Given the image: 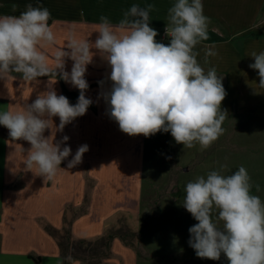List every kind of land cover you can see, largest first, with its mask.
I'll use <instances>...</instances> for the list:
<instances>
[{
    "label": "crops",
    "instance_id": "crops-1",
    "mask_svg": "<svg viewBox=\"0 0 264 264\" xmlns=\"http://www.w3.org/2000/svg\"><path fill=\"white\" fill-rule=\"evenodd\" d=\"M29 3L46 7L51 13L49 25L56 41L41 48L48 57L51 73L31 82L23 81L17 73L0 78V111H22L48 90L66 96L75 105L80 91L55 75V52L64 47L70 36L94 43L102 15L118 26L123 13L133 4L141 7L152 4L155 7L150 13V27L158 32L155 39L170 43L164 31L168 9L175 0H0V16H19ZM202 3L204 15L210 21L209 38L195 50L205 71L215 67L222 79L226 97L221 110L226 116L264 117V89L256 87L258 70L249 68L254 59L248 56L251 51H264V0H202ZM205 46L217 53L207 63ZM91 51L94 55L85 73L89 84L85 95L92 104L86 114L65 125L62 131L58 128L59 117H52L49 129L44 132L53 143L69 137L61 149L68 146L71 154L62 161L53 178L39 175L35 167L27 170L24 161L30 143L12 140L9 130L0 125V264H63L58 239L50 228L62 232L70 227L74 238L95 240L119 218L127 217L132 231L138 229L134 227L143 215V189L148 176L147 137L122 132L110 117L102 93L111 89V69L97 49ZM73 63L66 57L64 70L70 73ZM82 145H87L88 151L79 164L69 169V161ZM139 245V238L125 241L115 236L111 255L101 264H191L193 260L180 257L171 262L159 261L146 250L144 255L134 252L133 247L137 250ZM70 264L82 262L75 259Z\"/></svg>",
    "mask_w": 264,
    "mask_h": 264
},
{
    "label": "clouds",
    "instance_id": "clouds-1",
    "mask_svg": "<svg viewBox=\"0 0 264 264\" xmlns=\"http://www.w3.org/2000/svg\"><path fill=\"white\" fill-rule=\"evenodd\" d=\"M154 7L133 4L118 26L102 15L94 43L70 36L64 47L56 50L55 75L80 91L75 105L66 96L48 90L22 111H0V125L9 130L12 140L22 139L31 145L24 161L27 170L35 167L39 175L51 179L71 154L70 147L61 149L69 137L53 143L44 132L52 117H59L62 131L92 104L85 95L89 88L85 73L93 48L111 69V89L102 95L122 132L145 137L170 132L184 148L196 144L207 148L223 134L227 113L221 110V103L226 90L216 68L205 71L195 50L209 38L210 21L202 0H175L169 7L167 45L156 41L158 32L150 27ZM25 8L19 16H0V78L17 73L23 81L31 82L51 73L48 57L41 51L56 41L49 25L51 13L31 3ZM203 51L206 63L217 55L211 47L205 46ZM248 56L254 59L249 68L258 70L256 87L264 89V51H251ZM66 57L74 62L70 73L64 70ZM99 83L103 85V81ZM87 151V145L80 146L67 167L79 164ZM250 179L241 166L231 175L211 171L206 178L200 176L186 184L183 207L198 221L189 228V245L198 258L219 260L223 254L228 264H264V201L252 194Z\"/></svg>",
    "mask_w": 264,
    "mask_h": 264
},
{
    "label": "rangeland",
    "instance_id": "rangeland-1",
    "mask_svg": "<svg viewBox=\"0 0 264 264\" xmlns=\"http://www.w3.org/2000/svg\"><path fill=\"white\" fill-rule=\"evenodd\" d=\"M222 128L223 134L207 148L199 144L184 148L170 132L147 137L143 215L139 225L133 226L138 229L132 231L131 221L125 217L107 232L118 230L125 241L139 238L134 252L144 255L146 250L159 261L190 257L191 264H228L223 254L219 260L201 259L190 247L189 228L198 221L183 207L185 186L200 176L206 178L211 171L231 175L243 166L251 178L252 194L264 201V117L226 116Z\"/></svg>",
    "mask_w": 264,
    "mask_h": 264
},
{
    "label": "trees",
    "instance_id": "trees-1",
    "mask_svg": "<svg viewBox=\"0 0 264 264\" xmlns=\"http://www.w3.org/2000/svg\"><path fill=\"white\" fill-rule=\"evenodd\" d=\"M50 230L58 239L63 264H70L75 259L80 260L82 264H101L111 255L113 238L122 236L120 231L115 230L108 231L95 240H87L74 238L70 227H66L64 232L52 228ZM68 257H71V260Z\"/></svg>",
    "mask_w": 264,
    "mask_h": 264
},
{
    "label": "built area",
    "instance_id": "built-area-1",
    "mask_svg": "<svg viewBox=\"0 0 264 264\" xmlns=\"http://www.w3.org/2000/svg\"><path fill=\"white\" fill-rule=\"evenodd\" d=\"M166 30V29H165ZM164 33L166 34V31H164Z\"/></svg>",
    "mask_w": 264,
    "mask_h": 264
}]
</instances>
